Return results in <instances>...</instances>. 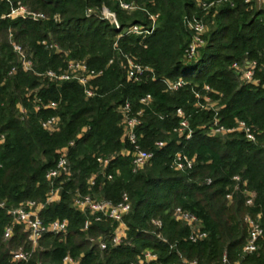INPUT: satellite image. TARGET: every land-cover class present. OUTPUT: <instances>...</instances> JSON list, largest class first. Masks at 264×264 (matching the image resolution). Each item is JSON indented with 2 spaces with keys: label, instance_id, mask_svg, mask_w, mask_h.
Here are the masks:
<instances>
[{
  "label": "trees",
  "instance_id": "16d2710c",
  "mask_svg": "<svg viewBox=\"0 0 264 264\" xmlns=\"http://www.w3.org/2000/svg\"><path fill=\"white\" fill-rule=\"evenodd\" d=\"M119 1L136 9L124 11ZM17 3L47 19L37 23L0 19V204L5 206L0 209V264H63L66 256L77 264H132L144 252L155 254L157 264H223L224 254L229 264H264V241L258 252L242 254L247 239L243 218L259 216L264 230V11L243 0L215 3L207 14L197 9L195 0H3L0 16ZM103 6L115 14L119 31L101 19ZM88 10L96 14L87 16ZM151 15H157L151 35L142 39L127 34L133 25L149 28ZM56 16L59 21H54ZM192 16L212 29L204 36L198 58L183 64L189 43L185 18ZM9 34L31 59L33 72L20 67ZM125 57L151 67L156 81L148 77L127 82ZM69 61H84L89 69L102 72L90 84L95 96L87 98L76 82L42 76L63 71ZM252 62L253 80L242 83L231 66ZM12 67L16 73L9 75ZM163 79L188 84L170 92ZM203 86L211 92H203ZM193 89L209 96L216 108H196ZM145 95L152 97L148 108L139 104ZM51 102L55 109L46 108ZM125 102L132 112L144 109L137 129L139 144L155 154L136 174L129 156L121 155L129 149L123 143L118 111ZM179 108L189 117L193 131L189 141L173 133ZM52 117L58 126L49 133L41 123ZM215 119L218 126L233 131L210 135ZM239 121L250 128L253 142L236 130ZM159 141L165 146L156 150ZM64 149L68 174L50 185L45 176ZM176 153L194 159L192 169L174 171L171 161ZM98 158L111 160L103 174ZM92 177L94 186L89 184ZM51 191H57L58 200L47 203ZM123 193L131 210L123 219L125 237L113 246L108 239L117 224L91 221L84 230L86 216L74 209L73 200L91 195L117 203ZM27 202L43 206L39 212L43 223L66 221L67 230L64 235L43 236L26 262H13L12 252L31 248L21 225L14 226L10 240H3V230L11 222L7 210ZM177 207L199 218L206 239L188 241L190 230L173 217ZM99 240L107 242L103 251Z\"/></svg>",
  "mask_w": 264,
  "mask_h": 264
},
{
  "label": "built area",
  "instance_id": "2783aa9c",
  "mask_svg": "<svg viewBox=\"0 0 264 264\" xmlns=\"http://www.w3.org/2000/svg\"><path fill=\"white\" fill-rule=\"evenodd\" d=\"M3 1V0H0ZM197 7H203V10H206L207 4L203 0H195ZM228 0H219L218 2H227ZM244 4L249 6H261L258 9L264 10V0H243ZM119 6L124 11L135 10L136 7L132 4H126L119 1ZM108 14L113 13L109 12L106 9L102 10V20H106ZM91 15V10L87 11V16ZM115 16V15H114ZM0 19H22L28 20L31 22H41L46 20V16L43 13H36L28 9L26 6L21 3H17L16 7L12 8L8 14H3L0 16ZM116 19V17H115ZM157 19V15L149 16V20L151 25L149 28H144L142 26L133 25L131 26L127 34H134L136 36H140L142 39H145L146 36L151 35L154 30V24ZM54 21H59L58 17H54ZM117 22V20H116ZM117 26L119 27L118 23ZM185 26L187 32L189 34V43L186 46L182 63L188 64L192 61H195L198 58L199 49L204 46V36L206 33V27L202 21V19L192 16L185 18ZM12 35L9 34V38L11 39ZM10 45L12 46L14 54L17 56L18 62L20 63V67L25 72H33V64L31 59L27 57L23 48L20 45L13 43L10 40ZM42 45H46L45 42H42ZM49 48L58 50L56 45H50ZM126 62V81L130 83H140L144 79L148 77L151 81H156V77L154 71L151 67L142 65L136 62L132 57H125ZM111 63V61H110ZM256 67V63H246L244 66L239 67L238 64L234 63L231 66V69L235 72L236 76L242 83H249L253 80V73ZM16 73V68L12 67L9 71V75H13ZM102 75L101 71H94L89 69L84 61H69L66 64V67L61 72L54 71H46L42 76L49 79L50 81L55 82H76L80 85L84 94L87 98L95 96L94 89L90 85L92 81L97 79ZM163 84L166 86V90L173 92L184 86H187L188 83L183 81L182 79H178L177 81H169L167 79L161 80ZM202 91L209 93L211 89L208 86H203ZM194 99L196 100L195 107L200 110H209L214 109L215 104L212 103V100L209 96H202L199 91L193 89L192 90ZM152 103V97L150 95H145L139 100V104L144 108L150 107ZM36 107L35 110H39L40 100L36 99ZM55 103H49L46 108L55 109ZM119 113L122 115V124H123V143L129 147L128 150H124L121 152L122 156H129L131 160V172L136 174L144 167H146L150 162L154 159L155 154L154 151H146L141 148L139 144V137L137 134V129L142 123V117L144 116V109H140L137 112H132V106L129 102H125L123 105L119 107ZM19 112L22 116H24L25 111L22 107L19 108ZM175 117L178 119V123L173 129V133L177 136L179 140L189 141L193 136V131L190 128L188 116L182 109L175 110ZM23 119V118H22ZM58 119L57 118H49L48 120L41 123V127L43 130L51 133L57 129ZM236 130L241 131L245 134V137L248 141L253 142L254 136L250 131V128L244 122H237ZM232 129H225L223 127L218 126L217 120L215 119L213 122L212 129L210 130V135H225L231 133ZM73 143H70L69 146H72ZM156 150H160L165 146L164 142H156L154 144ZM110 159H102L98 158L97 163L100 169V173H104L106 168L110 164ZM194 166V159L188 158L182 153H176L171 161V168L177 172H184L186 170L192 169ZM68 174V162L66 159V149H64L55 165V167L50 170L45 178L49 182L50 185H53L54 181L61 177L62 175ZM107 180H112L111 175L106 176ZM233 181L238 182L239 178L234 177ZM210 183V180H207V184ZM89 184L94 186V177L89 179ZM226 199L230 200L231 195H226ZM58 194L57 191H51L47 198V203L57 201ZM247 205H252V200H247ZM41 204H36L35 202H27L17 208L8 209L7 213L11 218V222L7 225L3 230V240L8 241L13 236L14 226L21 225L24 228L25 233L27 234L26 242L28 246H30L31 251H24L22 248L18 249L11 253V260L13 262H26L33 250L38 246V242L45 235H64L67 230V222L55 220L48 223H43L39 217V212L42 209ZM73 207L75 210L83 213L86 216V220L84 222L83 229L87 230L91 221L95 223L111 221L117 224V228L112 232L109 236V242L113 246H118L121 244L124 239L123 230H121V224L123 222L124 217L128 215L131 210L129 198L126 193H123L121 199L117 203H113L112 201L96 198L91 195H77L73 200ZM4 203L0 204V209H4ZM173 217L176 221L183 223L189 230L190 234L188 236V241L190 243L196 244L198 242L206 239L207 234L202 231L200 226V220L195 215L190 213L189 211H185L182 208H175L173 211ZM243 222L246 225L247 230V239L246 243L242 248L243 255H252L258 252L262 248V241H264V230L262 229L259 216L253 218L250 216H245L243 218ZM156 225L159 223L154 222ZM99 246L100 250H105L107 247V242L104 240H99L96 242ZM63 264H77L69 256H66L62 260ZM157 256L150 252L142 253L137 257L136 261L132 264H157ZM223 264H229L227 261V257L224 254L222 259ZM188 264H197L195 261ZM237 264V263H235Z\"/></svg>",
  "mask_w": 264,
  "mask_h": 264
},
{
  "label": "rangeland",
  "instance_id": "374dc122",
  "mask_svg": "<svg viewBox=\"0 0 264 264\" xmlns=\"http://www.w3.org/2000/svg\"><path fill=\"white\" fill-rule=\"evenodd\" d=\"M219 1V0H218ZM206 4H207V2H206V0L204 1ZM215 3H221V2H215ZM215 3L214 2H209L207 5V8H206V10H204L203 12H205V14H207V12H208V10L210 9V8H212L214 5H215ZM255 9H257V10H259L258 8L259 7H261V6H256L255 5ZM203 7H197V9H202ZM103 9H106V10H108L106 7H102L101 8V11H100V14H101V16H102V10ZM203 10V9H202ZM109 11V10H108ZM259 11H264L263 10V8H261V10H259ZM94 14H96L94 11H92ZM92 12H91V14H92ZM110 12V11H109ZM127 12H130V13H132V12H134V10H131V11H127ZM112 13V12H111ZM99 14V15H100ZM114 14V13H113ZM115 15V14H114ZM204 23V25H205V27H206V33H205V35L207 34V32L209 31L210 32V29H212L211 28V25H207L205 22H203ZM8 40H9V42H10V40L12 41V37H11V39L8 37ZM13 42V41H12ZM218 103H216V105H217ZM214 108H216V107H214ZM212 136H216V135H212ZM96 197V196H95ZM121 226V230H123L124 232H123V235H124V237H125V233H126V228H125V225H124V223L122 222V224L120 225ZM122 243V242H121ZM145 253V252H144ZM237 264H239V263H237Z\"/></svg>",
  "mask_w": 264,
  "mask_h": 264
},
{
  "label": "water",
  "instance_id": "95a60500",
  "mask_svg": "<svg viewBox=\"0 0 264 264\" xmlns=\"http://www.w3.org/2000/svg\"><path fill=\"white\" fill-rule=\"evenodd\" d=\"M106 20L109 22L114 31H119V27L117 26V22L114 15L108 14Z\"/></svg>",
  "mask_w": 264,
  "mask_h": 264
}]
</instances>
